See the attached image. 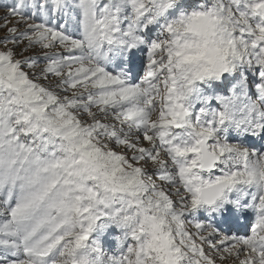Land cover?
<instances>
[{
    "label": "snow or ice",
    "instance_id": "obj_1",
    "mask_svg": "<svg viewBox=\"0 0 264 264\" xmlns=\"http://www.w3.org/2000/svg\"><path fill=\"white\" fill-rule=\"evenodd\" d=\"M0 20V264H264V0Z\"/></svg>",
    "mask_w": 264,
    "mask_h": 264
},
{
    "label": "rangeland",
    "instance_id": "obj_2",
    "mask_svg": "<svg viewBox=\"0 0 264 264\" xmlns=\"http://www.w3.org/2000/svg\"><path fill=\"white\" fill-rule=\"evenodd\" d=\"M11 0H0V14L3 13L6 5L10 4ZM4 21L0 20V36H4L6 29L3 27ZM121 234V230L115 225L110 226L106 231L94 233V237L98 238L104 248V251L109 254H116L118 249L117 237ZM205 251L208 252L209 248L205 244ZM217 264H221L220 260L217 259ZM223 264H231L229 260H225Z\"/></svg>",
    "mask_w": 264,
    "mask_h": 264
}]
</instances>
